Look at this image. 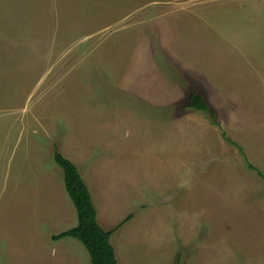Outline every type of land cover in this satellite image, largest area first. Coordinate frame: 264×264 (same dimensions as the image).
<instances>
[{
	"label": "rangeland",
	"instance_id": "rangeland-1",
	"mask_svg": "<svg viewBox=\"0 0 264 264\" xmlns=\"http://www.w3.org/2000/svg\"><path fill=\"white\" fill-rule=\"evenodd\" d=\"M56 150L118 264H264V0H0V264H91Z\"/></svg>",
	"mask_w": 264,
	"mask_h": 264
},
{
	"label": "trees",
	"instance_id": "trees-1",
	"mask_svg": "<svg viewBox=\"0 0 264 264\" xmlns=\"http://www.w3.org/2000/svg\"><path fill=\"white\" fill-rule=\"evenodd\" d=\"M185 106L208 114L214 124H219L216 114L211 110L208 101L201 93L194 90L190 91ZM54 160L63 171L65 188L77 211V224L67 230L53 234L52 239L59 240L64 237L78 239L86 247L91 264H118L115 249L110 239L112 234L131 216H127L114 228L104 229L97 220V209L78 166L57 150L54 153ZM248 167L256 170L258 175L264 179V173L257 170L252 164H248Z\"/></svg>",
	"mask_w": 264,
	"mask_h": 264
}]
</instances>
